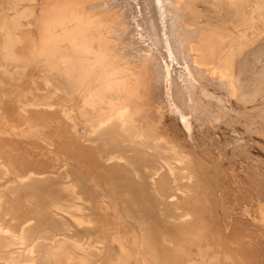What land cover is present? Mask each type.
I'll return each instance as SVG.
<instances>
[{"label":"rangeland","instance_id":"374dc122","mask_svg":"<svg viewBox=\"0 0 264 264\" xmlns=\"http://www.w3.org/2000/svg\"><path fill=\"white\" fill-rule=\"evenodd\" d=\"M257 2L261 4L264 0H249L250 7ZM151 5L148 9L152 14ZM164 6L175 16L171 20L179 28L176 34L183 40L185 57L196 79L193 110L201 120L190 116L193 139L168 110L160 108L156 110L158 118L148 122L147 131H143L148 136L143 137V142L133 137V128L123 129L119 117L107 110L95 113L93 127H87L88 133L94 128L92 136L77 134L60 109L69 108L78 92L68 74H58L48 65L51 48H45L29 66L7 62L0 53V69L8 71L6 75L0 74L2 109L12 107L18 98L31 97L29 87L40 95L51 87V93L60 99L68 96L74 99L59 103V111L52 116L47 133L56 148L47 154L45 167L46 175L57 177L59 170L66 167L73 176L79 197L70 200L74 204L70 210L80 221L51 202L52 195L61 197V202L70 198L61 190L58 180L46 184V192L43 185H33L19 193L0 186V223L15 230L30 226L31 231L43 235L33 249V264H46V249L53 245L49 238L52 234L59 237L67 234L70 240L83 244L90 254L89 264H101L102 260L103 264L115 262L121 250L108 227V219L113 215L121 221L122 232L128 230L146 237L159 250L161 264H182L195 258L196 243L181 232L185 219H190L201 231L197 244L208 251V256L212 252L234 254L245 249L251 264H264V240L258 239L264 238V192L250 176L255 175L264 185V26L258 23V10L251 14L254 17L251 25V15L243 14V0H179L177 4L165 1ZM58 44L60 51L54 52L58 55L56 60L67 59L71 52L66 41ZM190 44L193 50L189 49ZM192 54L201 59L198 66ZM226 59L232 71L231 82L219 69ZM42 75L50 78L48 85ZM250 81L255 82L254 89ZM141 89L148 90L149 84ZM174 136L184 141L183 147L190 156L197 158V165L191 166L192 180L177 177L168 168L166 159L177 164L168 147L169 143L177 144ZM15 152V156L6 154L0 148V160L12 172L8 180L0 181L5 186L26 173L18 169L22 159ZM96 182L107 183L110 188L98 193ZM34 189L38 192L34 193ZM101 195L110 205L105 209L107 214L100 206ZM25 198L34 201L35 206ZM221 203L232 207L229 228L222 218ZM245 206L253 210L254 219L242 215L240 207ZM240 218L249 223L236 227ZM62 221L71 229H63ZM163 238L187 249L172 252ZM4 250L5 257L17 251L15 246ZM101 251H106L107 257L99 261ZM138 257L154 262L146 245L139 250ZM67 259L68 264L78 261L74 257ZM129 259L131 264L137 261L135 255ZM6 263L13 264L11 260Z\"/></svg>","mask_w":264,"mask_h":264},{"label":"bare ground","instance_id":"6f19581e","mask_svg":"<svg viewBox=\"0 0 264 264\" xmlns=\"http://www.w3.org/2000/svg\"><path fill=\"white\" fill-rule=\"evenodd\" d=\"M165 1L175 4L179 2V0H135V3L134 0H6V2L3 0L0 6V53L7 62L29 66L45 48H51L48 65L56 69L58 74H68L78 92L74 98L76 100L69 108L66 106L60 109L72 122L77 134L92 136L94 128L88 133L87 127H93L92 119L95 113L107 110L119 117L123 129L133 128V137L143 142V137H148L143 131H147L148 122L158 118L156 110L160 108L163 111L168 110L173 115V120L175 122L177 120L179 126L193 139L190 116L194 115L201 120L199 113L193 110L192 91L196 86V79L185 57L183 40L176 34L179 28L171 20L175 16L172 17L166 9ZM150 4L152 14L148 9ZM263 9L264 2L261 4L257 2L251 8L249 0H243L244 16L249 17L258 10V23L261 26H264ZM250 20L252 25L253 15ZM63 40L66 41L71 55L67 59L56 60L55 57L58 55L54 52L60 51L58 43ZM189 49L193 50L194 46L190 44ZM192 55L194 64L198 66L201 59ZM227 60L219 69L231 82L232 71ZM6 72L7 69H0V74L6 75ZM42 77L48 85L50 78L45 75ZM146 83L149 84V89H141ZM249 83L254 89L255 82ZM27 89L31 97L24 100L18 98L16 102H12V107L5 109L0 107V148L4 153L14 156L17 150L19 158L22 159L18 169L26 173L18 176L12 185L5 186L0 182V186L19 193L22 190L27 191L33 185H43L42 190L46 192L48 189L46 184L51 180H58L62 185L61 190L70 198L66 200L67 202H61V197L54 198L55 195H52L51 202L55 208L62 209L80 221L70 210L74 205L70 200L79 197L77 184L72 181L73 176L66 167L59 170L57 177L46 175L48 171L45 167L47 154L56 148L55 142L49 139L47 133L52 116L59 111V103L74 99L69 96L60 99L59 95L51 93L53 90L51 87L47 93L41 95L34 92L32 87ZM82 127H86L85 131L81 130ZM128 134L131 132L128 131ZM175 139L177 144L169 143L168 147L173 152L177 164L166 159L168 168L171 174L192 180L191 166L197 165V158L195 155L190 156V152L184 149L183 140L176 137ZM204 167L205 163L202 162L201 168ZM11 173L9 167L0 160V181L8 180ZM250 176L253 181L256 179V185L264 192L263 182L251 173ZM95 187L101 194L110 188L104 182H96ZM33 191L38 192L35 189ZM26 200L35 206L34 201L25 198ZM99 202L106 213L105 209L110 205L102 195ZM213 202L215 206L216 203ZM221 207L224 224L229 228L232 207L223 203ZM240 208L243 216L255 218L251 208L247 206ZM120 222L116 215L108 219L113 240L121 250L117 260L111 264H131L129 258L132 255L136 256L135 264H161L158 261L159 250L152 246L146 237L128 230L122 232ZM239 223L245 226L249 222L240 218L236 221V227ZM62 228L71 229L64 221ZM181 232L188 235L191 242L196 243L195 258L184 260L182 264H203L204 261H209V257L210 261L207 264H251L245 256L248 254L245 249L234 254L224 252L219 255L212 252L208 256V251L197 244L201 231L190 219L184 220ZM42 237L43 235L31 231L30 226H21L15 230L0 223V264H7V260H11L13 264H33L35 262L33 249ZM49 238L53 245L46 249V264H68V257L77 258L78 261L72 264H89L90 254L77 240H70L67 234L61 237L52 234ZM258 239L264 240L263 237ZM163 240L172 252L178 253L187 249V246L181 243L173 244L167 243L165 238ZM67 242L71 243V247L67 246ZM145 245L152 253L153 263L138 257L139 250ZM12 246H15L17 251L8 253V257H5L4 249ZM105 252L99 253L102 255L99 261L107 257ZM103 263L102 260L101 264Z\"/></svg>","mask_w":264,"mask_h":264}]
</instances>
